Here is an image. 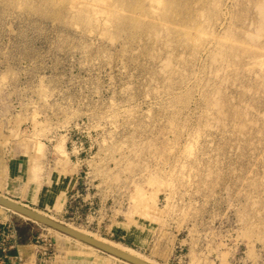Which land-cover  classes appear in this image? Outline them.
I'll return each instance as SVG.
<instances>
[{"label": "rangeland", "instance_id": "rangeland-1", "mask_svg": "<svg viewBox=\"0 0 264 264\" xmlns=\"http://www.w3.org/2000/svg\"><path fill=\"white\" fill-rule=\"evenodd\" d=\"M172 3L0 0V153L22 161L2 184L158 264H264V0ZM9 224L45 264H126Z\"/></svg>", "mask_w": 264, "mask_h": 264}, {"label": "water", "instance_id": "water-1", "mask_svg": "<svg viewBox=\"0 0 264 264\" xmlns=\"http://www.w3.org/2000/svg\"><path fill=\"white\" fill-rule=\"evenodd\" d=\"M0 207L7 209L15 214H18L34 223L40 224L54 231H57L63 235L69 236L80 242L88 244L99 251H102L106 254H110L130 264H148L142 260L126 255L104 243L96 241L95 239L86 236L85 234H82L60 222L54 221L49 217H47L46 215H43L40 212H37L36 210H33L18 201L2 196L1 194H0Z\"/></svg>", "mask_w": 264, "mask_h": 264}, {"label": "built area", "instance_id": "built-area-1", "mask_svg": "<svg viewBox=\"0 0 264 264\" xmlns=\"http://www.w3.org/2000/svg\"><path fill=\"white\" fill-rule=\"evenodd\" d=\"M80 190H77L73 193H70L67 197V211L66 213H70V216H72L70 219L75 218L77 215V219L80 216H83L84 211L86 210L87 213L93 209L94 202L91 201V199L88 198H82V195L80 194ZM88 215L85 216L87 218ZM8 234L4 231H1L0 229V262L3 263H9V264H24V256L20 253H17L15 256L9 255V249H10V242L12 240H16L17 235V229L13 224L8 225ZM47 248L44 249L43 253L39 255V263L45 264L47 260L49 259L48 254L46 253Z\"/></svg>", "mask_w": 264, "mask_h": 264}, {"label": "crops", "instance_id": "crops-1", "mask_svg": "<svg viewBox=\"0 0 264 264\" xmlns=\"http://www.w3.org/2000/svg\"><path fill=\"white\" fill-rule=\"evenodd\" d=\"M17 152L15 150H13L11 152V162H10V165L7 169V164H4L3 162V158L1 156V153H0V194L2 196H6L10 199H18L19 197L18 196H14V195H17L18 192L15 191V190H8L6 188V186H3L2 184V181L5 179L4 175H6V181L7 182H11V183H15L18 181L17 179V175L18 173H20L22 171V161H21V158L20 156H17ZM78 186V183L76 185V187ZM9 191V192H5V191ZM72 191V190H71ZM71 191H68L66 193V199L68 197V194L71 192ZM14 194V195H12ZM21 203V202H20ZM4 227H1V229H3ZM4 230V229H3ZM1 240V238H0ZM9 255L10 256H15L17 253H20L22 255V253L24 254V264H29L30 262H35L38 260V254H37V251H36V246L34 245H30L28 244L27 242L23 243L21 238H18L16 240H12L10 242V249H9ZM0 264H2L0 262ZM3 264H9V263H3Z\"/></svg>", "mask_w": 264, "mask_h": 264}, {"label": "bare ground", "instance_id": "bare-ground-1", "mask_svg": "<svg viewBox=\"0 0 264 264\" xmlns=\"http://www.w3.org/2000/svg\"><path fill=\"white\" fill-rule=\"evenodd\" d=\"M172 2H173V0H164V7L167 8L168 11H169V10H173L174 5H173ZM166 16H167V14H166ZM20 141H21V140H20ZM37 212H38V211H37ZM41 214H43V213H41ZM43 215H46V214H43ZM46 216L49 217L50 219L54 220V221H57V222H60V223L64 224V225H66V226H68V227H70V228H72V229H74V230H76V231H78V232H80V233H82V234H85L86 236H89V237L95 239L96 241H99V242H101V243H104V244H106V245H108V246H110V247H112V248H114V249H116V250H118V251H120V252L126 254V255H129V256H131V257L137 258V259H139V260H142V261H144V262H146V263H148V264H158V263L154 262L153 260H151L150 258L145 257V256H143V255H141V254L136 253V251H134L133 249H131V248L128 247V246H125V245L120 244V243H117V242H109V241H107V240H105V239H102V238H99V237L95 236L94 234H92V233H90V232H86L85 230H81V229H79V228H77V227H75V226H72V225H69V224H65V223H63V222L57 220L54 216H49V215H46ZM68 237H69V236H68ZM70 238H71V237H70ZM72 239H73V238H72ZM74 240H76V239H74ZM76 241H78V240H76ZM78 242H80V241H78ZM81 243H83V242H81ZM84 244H85V243H84ZM86 245H88V244H86ZM88 246H90V245H88ZM91 247H92V246H91ZM93 248H94V247H93ZM95 249H96V248H95ZM108 255H110V254H108ZM110 256H112V255H110ZM112 257H114V256H112ZM115 258H117V257H115ZM117 259H118V258H117ZM120 260H121V259H120ZM122 261H123V260H122ZM124 262H125L126 264H130V263L126 262V261H124Z\"/></svg>", "mask_w": 264, "mask_h": 264}]
</instances>
